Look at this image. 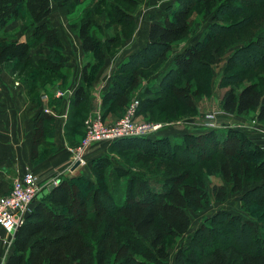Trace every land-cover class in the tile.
<instances>
[{"label":"trees","instance_id":"trees-1","mask_svg":"<svg viewBox=\"0 0 264 264\" xmlns=\"http://www.w3.org/2000/svg\"><path fill=\"white\" fill-rule=\"evenodd\" d=\"M80 1L82 0H0V26L26 15L32 31L31 37L26 41H0V64L14 61L17 65H25L33 61L30 49L42 44L46 53L37 60L43 64L42 69L33 70L34 77L30 79L34 82L33 87L37 82L35 75L41 73L40 70L49 78L58 73L64 78L62 69L68 57L63 52L57 28L51 24L53 2L59 3L71 13L72 7ZM215 2L216 0H174L165 5L159 19L151 15L147 43L128 55L114 69L103 93L104 103L108 99L117 108L126 107L132 98L131 91L139 85L140 78L146 76L144 71L164 62L171 45L186 36L191 8L197 4L208 7ZM141 3L142 0H97L93 10L89 8L82 12L78 23L72 25L77 27L83 52L95 61L84 63L82 67V80L71 97V106L74 108L87 101V85L92 78L89 70L102 64L106 53L115 51L110 45L117 35L102 41L92 32L101 27L96 16L104 12L107 23L134 25L133 10ZM123 5L131 6L133 10L125 9ZM217 23L213 21L212 25L221 27ZM217 35L216 32L206 33L175 54L171 64L162 72L159 83L156 86L147 85L139 96L138 113L174 93L175 84L181 81L176 73L190 75L195 63H204V59L220 47L215 46ZM254 43L264 52V34ZM220 106L229 114H244L256 109L257 119L264 121V95L254 82L244 85L237 94L233 87L226 90L220 99ZM73 115H78V112L74 111ZM224 127L228 129L227 137H231L229 142L237 141L243 150L235 152V149L225 147L227 138L219 137L215 129L210 127L207 132H187L179 141H171L168 135L159 134L158 131L161 130L155 136L116 139L114 144L127 140L137 145L139 142L149 144L153 154H146L138 149L136 151V161L144 160L143 164L152 158L150 155L172 162L177 160V154L187 153L186 150L195 153L197 150L194 147H188L190 140L210 141L211 146L208 147L212 153L208 157L183 163L186 169L182 173H173L168 178H163L159 186L152 175L144 173L145 175L134 177L130 173L124 198H118L113 191L108 190L105 179L99 180L101 186L93 187L91 180L80 176L79 180L85 185L84 188L67 178L58 180L46 195L33 199L28 217L16 230L12 242L13 252L5 264H108L111 256L114 257V264H164L169 255L167 237H178L189 230L187 208H201L209 198L217 202L225 201L229 192H242V196H246L264 188V150L243 132L228 125ZM198 155L200 154L196 156ZM102 159L104 158L98 157L92 160V171L98 168L95 165L102 162ZM164 166L168 170L169 165L166 163ZM129 172L124 168L119 171L122 175ZM205 173L219 175L224 184H213L208 192L203 181ZM139 180L146 187L143 195L133 193V186L131 187L132 181L134 185ZM252 180H260L261 183L243 191L245 184ZM225 183L230 184L229 191ZM97 197H101V202L106 201L110 207L101 203L99 207L89 209L88 200L95 201ZM251 203L256 205V209L264 206L263 200ZM220 215L228 218L226 222L233 223L235 243H240L241 246L232 242L218 245H212L211 242L201 245L197 242V235L203 230L209 232V236L222 234L223 230L213 227L223 222L215 220ZM202 226L194 232L185 246L177 249L174 264H264V235H260L250 222L243 221L238 215L226 210H220L210 217L209 224ZM241 237L255 245V249H247L241 242Z\"/></svg>","mask_w":264,"mask_h":264},{"label":"rangeland","instance_id":"rangeland-1","mask_svg":"<svg viewBox=\"0 0 264 264\" xmlns=\"http://www.w3.org/2000/svg\"><path fill=\"white\" fill-rule=\"evenodd\" d=\"M96 2L97 0H82L72 7L71 14L67 15L60 13L56 19L58 22H62L59 23L60 31L69 32V35H71V47L73 52H75L76 44L72 36L76 35L77 27H73L72 25L78 23V18L82 12L89 8L93 10L92 8L96 5ZM155 3V0H144L140 8L136 7L133 10L131 6L123 5V7L127 10H133L134 12L139 8L138 11L141 12L139 14V19L141 20V17H144L139 24L141 28L144 24L146 25V23H148V18H146L145 12L148 13L157 9L156 7H152ZM155 12H158V10ZM155 15L160 17L161 13H156ZM96 17V21L102 24L98 31L94 32L95 29L92 31L97 37L103 40L105 36L113 37L117 35L116 40L112 41L113 43L110 45V48H113V50L116 51L125 52L127 48L131 47V36H133L135 29V21L134 25L131 24L125 26L115 22L107 23V18L105 17L104 12ZM189 17V30L186 36L171 45L170 51L167 52V59L164 62L157 67L155 66L152 69H146L144 71L146 76L140 78L139 85L131 91L132 98L126 107L122 109L117 108L114 106V103L110 100L108 101V99L104 103V91H102L100 101L98 106H96L95 99L90 93L92 87L95 89V86L92 85L91 81L100 71L103 63L99 66L95 64L97 67L89 70V74L92 73V78L87 85L89 93V95H87V101L82 106L74 108L71 106L72 98L70 97L71 100L68 98L69 110L67 120L71 123L72 120L82 119L80 138L76 146L70 149L72 160H74V154L79 152V148L86 137V132L88 130L86 120H92L96 123L100 122L104 127H112L115 125L116 122L127 115L131 102L140 99L139 91L144 82H148L157 72L161 76V70L171 64L175 54L181 52L186 46L195 42V40L202 38L209 32L218 33L215 46L220 47L216 51L213 50V54L206 57L204 63H195L192 66L190 75L182 76L176 73V76H179L181 81L178 82L177 85L175 84V92L170 94L168 98L161 99L162 101L157 104L142 109V112L140 113H138L136 107L132 116L133 120L138 123L145 122L162 124L160 129L161 132L158 131V133L169 134L168 139L171 141H179L183 136L182 131H185V129H188L191 132L194 131V133L207 132L209 127H204L211 122L215 124H220V122L237 124L238 122L245 121L254 127V129L257 128V131L259 130L258 133L263 134L264 121L257 119L256 109H251L244 114H229L222 110L220 99L223 93L229 88L233 87L237 94L244 85L251 82L256 83L258 89L264 95V52L254 45V41L264 34V0H216L214 4L209 5L208 7H205L202 4H197L191 8ZM213 21L218 22L217 24H220L221 27L212 25ZM30 31L29 19L25 15L22 16L21 19L0 26V41H23L30 35ZM138 36V38H141L140 35ZM38 56L41 58V56H45V53L42 52V54H36L33 57V61L27 62L25 65H17L14 61H10L6 64H0V68L4 74L8 75L12 81V85L22 88L23 91H26V96L31 97L33 100L38 99L41 93L48 90H60L61 92H64L69 89L68 87L71 85L69 82L70 80L68 79L69 75L74 76L77 74L73 69V71H69L68 75H64V78L61 77L60 73L54 74L53 77L49 75L52 77L49 78L47 74L40 70L41 73L35 75L37 82H35L36 84L33 87L34 82L30 81V79L34 77V75H32L33 70L37 71L38 68L42 69L43 67L42 63L37 62ZM78 57H82L81 60L83 61V65L87 62L95 63L93 58L87 57L84 52L81 55H78ZM74 59H77V55ZM111 62L112 61L110 60L107 64L105 73L109 71L108 67L111 66ZM114 69H111V76ZM74 111H77L78 115H73ZM185 121L187 122V125L181 126L182 124H185ZM189 122H191V124H189ZM221 125L222 124H220V127H214V129L219 137H223L224 139L227 138L224 146L235 149V152L243 150L244 148L237 141L233 140V142H229L231 137H227V134H229L227 133L228 129ZM195 126H198L200 130L197 131ZM175 129L178 133L172 135L175 134L173 132ZM149 136H155V133L148 135V137ZM114 141L115 140L105 139L88 145L83 151H81V156L84 161V164L81 165L83 166L81 167V171L66 178L77 182L80 188L85 187L82 181L79 180L80 176H84L86 179L91 180L93 187L95 185L101 186L99 180L105 179L107 182V189L113 191L116 197L124 198V191L128 186L127 183L130 178V173H132L133 176H139V174L145 175L144 173L149 174L150 176L152 175L155 182L159 183L156 185L159 186L163 178H168L167 176L172 175L173 173H182V170L186 169L185 164L187 161L201 157L205 158L212 153L209 149L210 147H208L211 146L209 144L210 141L190 140V146L188 147H194V150H197L195 153L186 150L187 153L183 152L177 154V160L172 162L163 160V158L158 157L157 154V157L150 155L152 158L149 160L147 159L148 163L143 164L144 160L136 161V151L138 149V151H143L146 154H153L152 148L149 144L139 142L137 145V143L128 142V140L119 141L114 144ZM165 147L167 148V146ZM93 149V152L99 154V156L104 159H102V162L95 165L96 167L98 166V168H95L92 171L93 161H88V157ZM197 154L200 155L196 156ZM213 158H215V155ZM254 158L256 160L255 155ZM166 163L169 165L168 170L165 169L164 166ZM183 163L185 164L183 165ZM119 168H124V170L128 169L130 172L129 174L122 175L119 173ZM203 176L205 189L208 192H210L213 184H224L222 178L215 173H205ZM259 183H261L260 180L247 182L244 186V190ZM132 186L134 189L133 193L139 192V194L143 195L146 190V187L140 182V180L134 185L132 181L131 187ZM226 187L229 191L230 184L227 183ZM10 190L6 194H8ZM101 200H103L101 197L95 198V201L88 200V208H97L102 205L101 203L106 207H110L106 201L101 202ZM256 200L264 201V188L256 190L252 195L246 196H242V192H229L225 201L217 202L209 198L206 205L201 208H187V213L190 217L189 230L178 237H167L166 245L169 255L165 259L164 264H174V255L177 249L185 246L194 232L198 228L203 227L202 224H209L210 217L220 210H226L233 215H238L243 221L250 222L255 229L257 228L256 230L260 235H264V206L256 209V205L251 203ZM215 220L223 221L219 224L213 225L214 228L223 230L222 234H220V236H209V232L203 230L197 235V242L201 245H206L209 242H211L212 245L231 242L235 243L236 234L232 233V231L235 230L233 223L226 222L228 221V218L221 215L217 216ZM203 236H205L206 239ZM241 242L251 251L256 247L246 241L243 237H241ZM236 245L241 246L242 244L238 243ZM108 264H114L113 256L110 257Z\"/></svg>","mask_w":264,"mask_h":264},{"label":"crops","instance_id":"crops-1","mask_svg":"<svg viewBox=\"0 0 264 264\" xmlns=\"http://www.w3.org/2000/svg\"><path fill=\"white\" fill-rule=\"evenodd\" d=\"M142 1L144 2V0ZM172 1L174 0H155L156 3L152 7H156L158 12H155L156 10L148 13L145 12L148 23L144 24L141 28L139 24L144 17L142 16V19H139L141 12L138 10L143 2L138 6V10L133 14L135 29L133 36H131V47L127 48L125 52L115 50L106 53L100 71L91 81L95 89L92 87L90 93L95 99L96 106H98L102 91H105L108 87L111 69L116 68L128 55L145 46L148 41L149 18L153 15L156 19H159L158 15L155 14H163L165 5ZM60 13L71 14L64 7L60 6L59 3L53 2L51 24L57 28L58 37L63 44V52L68 57V61L65 63L62 71L65 75H68L72 69L77 72L74 76L69 75L68 79L71 83L68 87L69 89L64 92L60 90H48L41 93L38 99L33 100L31 97L26 96V91H23L22 88L12 85V81L8 75L4 74L0 68V195L6 194L10 190L13 180L21 177L28 170L35 173L41 189H43L53 181H57L58 183V180L72 176V174L75 175L83 167L80 165L72 169L74 161L71 158L70 151L78 143L82 121L75 119L69 123L67 120L69 110L68 98L73 96L75 89L82 80L81 70L83 61L81 60L82 57H78V55H81L83 50L76 32V35L72 36L76 44L75 52H73L71 35H69V32H61L59 23L62 22L56 20ZM100 25L102 26L101 23ZM30 32V35L23 41L30 38L32 31ZM138 35L141 38H138ZM42 52L46 53V48L40 44L32 47L29 54L33 58L36 54H42ZM76 55L77 59H74ZM109 59L112 61L111 66L108 67L109 71L105 73V68L110 61ZM165 69L163 68L161 71L163 72ZM159 78L160 75L157 72L148 82H144L139 91V96L147 85L156 86L159 83ZM186 123L185 121V124L181 126L187 125ZM220 124L223 127L228 125L243 132L251 141L258 144L264 150V132L263 134L258 133L259 130L257 131V128L254 129L248 122L241 121L237 124L220 122ZM220 124L216 123V127H220ZM195 129L197 131L200 130L198 126H195ZM173 132L175 134L172 135L178 133L176 129ZM187 132L191 131L185 129V131H182V134ZM93 151L94 149L89 153L88 161L90 162L100 157L99 154ZM12 242L13 237L11 238L5 229L0 226V264H5L9 255L12 254Z\"/></svg>","mask_w":264,"mask_h":264},{"label":"built area","instance_id":"built-area-1","mask_svg":"<svg viewBox=\"0 0 264 264\" xmlns=\"http://www.w3.org/2000/svg\"><path fill=\"white\" fill-rule=\"evenodd\" d=\"M138 105L137 100H133L129 106L128 113L125 117L116 122L112 127H104L100 122L86 120L88 130L79 152L74 154V163L78 161L79 165L84 164L81 156L88 145L94 142L110 139L116 140L122 137L151 135L161 129L160 123H138L132 118ZM92 121V122H91ZM205 127L214 128L215 123H209ZM57 184V181H53ZM41 191L37 177L33 172L28 170L23 176L14 180L10 192L0 196V226H2L8 235L12 238L13 232L23 222V213L30 210L31 203L37 194Z\"/></svg>","mask_w":264,"mask_h":264},{"label":"water","instance_id":"water-1","mask_svg":"<svg viewBox=\"0 0 264 264\" xmlns=\"http://www.w3.org/2000/svg\"><path fill=\"white\" fill-rule=\"evenodd\" d=\"M79 165L78 161H76L73 166H72V169L76 168L77 166ZM56 185L55 182H51L49 183L45 188H43L38 194H37V198H41L43 197L44 195H46L54 186ZM29 215V211H25L23 213V219L27 218ZM18 229V227L16 228V230ZM16 230L13 232V237L16 233Z\"/></svg>","mask_w":264,"mask_h":264}]
</instances>
